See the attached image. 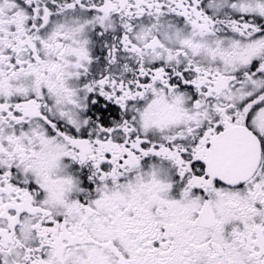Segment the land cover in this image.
Wrapping results in <instances>:
<instances>
[{
	"label": "snow or ice",
	"instance_id": "snow-or-ice-1",
	"mask_svg": "<svg viewBox=\"0 0 264 264\" xmlns=\"http://www.w3.org/2000/svg\"><path fill=\"white\" fill-rule=\"evenodd\" d=\"M0 264H264V0H0Z\"/></svg>",
	"mask_w": 264,
	"mask_h": 264
}]
</instances>
